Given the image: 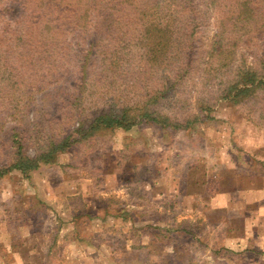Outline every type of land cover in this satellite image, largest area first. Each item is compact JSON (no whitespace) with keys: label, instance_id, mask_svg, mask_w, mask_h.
I'll return each instance as SVG.
<instances>
[{"label":"trees","instance_id":"trees-1","mask_svg":"<svg viewBox=\"0 0 264 264\" xmlns=\"http://www.w3.org/2000/svg\"><path fill=\"white\" fill-rule=\"evenodd\" d=\"M11 1L21 12L0 30V113L15 124L0 137L8 149L0 176L26 175L99 129H190L221 100L250 103L264 128V0ZM68 71L69 93L61 92ZM96 87L102 100L85 107ZM35 90L42 107L28 115L20 91Z\"/></svg>","mask_w":264,"mask_h":264},{"label":"crops","instance_id":"crops-1","mask_svg":"<svg viewBox=\"0 0 264 264\" xmlns=\"http://www.w3.org/2000/svg\"><path fill=\"white\" fill-rule=\"evenodd\" d=\"M260 130L256 153L250 154L246 167H238L230 159L224 163L215 160L211 169L195 149L191 152L187 147L181 158L172 145L160 153L165 159L156 161L164 147L154 144L159 141L153 137L146 146L150 157L128 156L117 180L110 172L119 165L118 159L113 165L105 164L98 178H74L70 171L72 177L63 179L54 191L58 221L68 224L63 226V234L61 224L54 228L58 257H63L60 237L71 235L72 245L64 249L76 242L86 264H123L124 254L132 257L128 258L130 264H141L146 248L168 249L175 243L173 235H183L191 248L202 250L204 264H264V128ZM67 152L57 154V161L67 157ZM66 162L76 171L72 161ZM36 169L32 172L37 173ZM142 171L151 173L152 179L142 176ZM40 182L46 185L44 180ZM79 197L84 211L75 208ZM77 217L82 218L78 223ZM197 224L203 226L201 234L195 235L198 246L192 240ZM116 234L123 236L115 245L112 236ZM1 248L0 264H20L9 245ZM100 248L106 249L103 258L97 256Z\"/></svg>","mask_w":264,"mask_h":264},{"label":"rangeland","instance_id":"rangeland-1","mask_svg":"<svg viewBox=\"0 0 264 264\" xmlns=\"http://www.w3.org/2000/svg\"><path fill=\"white\" fill-rule=\"evenodd\" d=\"M0 8H4V12L0 13V30L14 28L13 22L19 18L21 12L17 3H13L11 0H0ZM69 37L70 35L67 36V38ZM8 59L11 60V58ZM91 69L96 70V67L92 66ZM73 75L74 72L63 73L62 80L58 82L61 92L69 93V84ZM27 81L29 82V80ZM40 85H46L49 87L48 89L53 87V84L47 85L44 81ZM98 90L99 88L96 87L92 94L86 96L83 103L85 107L102 100L98 95ZM24 92L20 91V96L27 101L28 115L39 114L42 107L41 92L35 90L32 95L26 93L28 97ZM20 96L18 94L16 98L19 100ZM57 100V97L51 94L44 104V108L49 112L54 111V106H56L54 102ZM249 106H251L250 103L247 106H232L226 101H218L211 113L212 118L195 123L187 131L160 128L148 122L139 123L128 131L119 128L99 129L88 139L75 142L66 153L67 157L64 156V159H60L59 162L57 155L51 163H40L36 169L37 173L30 171L23 175L17 170H11L0 176V249L2 250L1 247L5 249V246L9 245L10 250L16 251L18 254L14 259L20 264H86L84 253L75 247L76 242L72 248L69 246L64 249L65 245L71 244V235L60 237L63 246L62 258L58 257L57 248L54 245V242L57 244L54 228L61 224L54 209V207L57 208L54 203V191L60 188L59 184L63 179L72 177L70 171H74V178L78 176L87 179L94 175L98 178L105 168V164L113 165L118 159L119 165L110 172L117 180L121 163L127 160L128 156L134 153V156L148 155L150 157L148 154L150 151L146 146L149 145V140L153 142V137L154 140L159 141H154V144L162 143L164 147L159 149V155L155 157L156 161L165 159V156L160 153H164L165 148L172 145L176 147L175 151L181 154V158L187 153V147L191 149V152L195 149L207 167L211 169L213 168L212 162L215 160L224 163L230 159L237 162L238 167H246L250 154L256 153L255 146L261 137L260 127L254 124V120H257V113H249ZM3 114L0 113V137L3 136L5 128L15 124V119ZM2 142L3 137L0 138V144ZM24 144L26 152L32 154L31 141L27 139ZM173 149L170 148L169 152H173ZM7 150L6 146L0 147L1 160ZM151 152L153 153V151ZM67 160L73 162L70 164L76 168V171L68 168L70 165L67 167L69 164L66 162ZM176 166L180 167L177 163ZM145 171H142V176L144 174L147 179L151 180V173L148 174ZM40 180H44L46 185L42 186ZM114 182L117 183V181ZM79 199H75L78 203L75 208L84 211L83 199L81 197ZM81 219L77 217V223ZM65 225H68L66 221L62 222L61 227ZM202 227L197 224L192 230V240L196 246H198V242L194 241L195 235L201 234ZM64 228L62 234L66 232ZM119 236L122 237L123 234L112 236L114 238L112 243L114 242L116 245ZM174 240L173 247L168 249L155 248L154 246L146 248L147 252H143L141 256V264H204L205 259L202 260L200 256L202 250H194L185 242L189 238L183 235L178 237L173 235ZM105 253L106 249L100 248L97 256L103 258ZM125 255H123V264H130L132 257L129 255L124 257Z\"/></svg>","mask_w":264,"mask_h":264}]
</instances>
